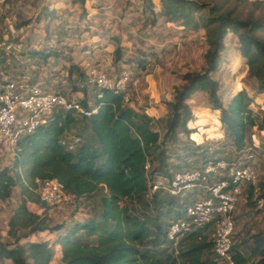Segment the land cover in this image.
Segmentation results:
<instances>
[{"label": "trees", "instance_id": "trees-1", "mask_svg": "<svg viewBox=\"0 0 264 264\" xmlns=\"http://www.w3.org/2000/svg\"><path fill=\"white\" fill-rule=\"evenodd\" d=\"M144 1L169 23L205 30L208 50L203 69L182 75L183 83L166 103L164 134L155 129L157 120L147 110L129 106L125 92L89 83L85 71H79L80 82L72 94L57 88L71 97L83 91L81 103L97 111L83 116L56 109L44 124L20 138L11 164L0 170V202L11 198L16 187L22 195L8 220L6 239L0 238V264H54L55 245L61 250L56 264H218L212 225L188 233L177 243L168 239L170 223L185 214L193 194L175 196L163 190L151 194L150 181L232 158L220 155V150L207 155L206 147L200 164L188 160L199 153L204 139V131L190 125L194 111L189 100L198 91L208 94L212 111L238 155L246 149L252 129L264 133V15L259 11L264 0H240L245 8L232 5L231 0H159L160 5L155 0ZM248 5L253 7L247 9ZM229 34L239 39L238 52L246 60L248 73L243 86L225 103L214 74ZM32 53L47 60L53 50ZM122 56L117 48L115 61ZM7 59L1 51V68L6 69ZM136 65L145 67L146 62L140 59ZM74 69L80 70L73 65L70 77ZM90 90L93 102L88 98ZM80 123L90 130V140L82 141L83 133L71 138V130ZM178 145L181 152L175 151ZM147 163L150 171L145 168ZM37 179H58L63 184L77 202L72 216L81 207L80 199L101 191V211L84 220L53 224L49 210L56 205L41 199ZM244 194L247 206L261 203L264 208V180L246 186ZM29 202L43 211L31 210ZM45 231L55 232L56 239L31 240ZM250 238L252 244L247 239L235 242V264H264V229Z\"/></svg>", "mask_w": 264, "mask_h": 264}, {"label": "rangeland", "instance_id": "rangeland-1", "mask_svg": "<svg viewBox=\"0 0 264 264\" xmlns=\"http://www.w3.org/2000/svg\"><path fill=\"white\" fill-rule=\"evenodd\" d=\"M54 1L58 0H7V5L0 11V52L4 51L5 41L13 44L12 50L7 53L6 69L13 73L23 70L33 72L35 77H43L49 84L71 94L73 87L80 82L79 71L86 72L87 64L98 65L113 76L127 69L132 77L129 106L141 112L147 110L157 120L155 129L164 134L168 111L166 103L172 99L175 88L183 83L182 75L187 71L202 70L205 65L204 56L208 50L205 30L202 27L181 28L178 22L169 23L167 17L154 14L144 0H76L77 9L73 5L51 9ZM85 1L92 7L89 13ZM155 2L160 5L159 0ZM231 3L244 7L240 0H231ZM252 7L248 5L247 9ZM259 11L264 15V7ZM87 15L90 20L84 23L82 20ZM238 46L239 39L229 34L220 68L214 74L220 82L219 92L225 103L243 86L248 73L246 60L240 56ZM117 48L123 53L120 61H115ZM51 50L53 54L47 60L32 53H50ZM140 59L146 62L145 67L136 65ZM73 65L80 70L74 69L70 77ZM134 80L138 81L137 84L133 83ZM83 95V91L73 94L77 98ZM93 95L90 90L88 98L92 102ZM189 102L194 111L190 125L204 131V139L200 140L202 148L199 153L188 160L196 159V164H200L206 147L209 149L205 150L207 155L220 150V155L237 156L232 139L224 134L220 121L212 111L208 94L198 91ZM84 126L80 123L73 128L71 138H78V134L83 133L82 141L90 140V130ZM181 146L175 147V151L181 152ZM250 151L255 155L259 171L257 184L264 180V133L255 129L250 131L242 153ZM12 158L0 147V170L11 164ZM101 196L100 191L80 199L81 207L74 216L72 213L77 206L74 199L56 205L49 210L53 224L69 222L72 218L84 220L93 212H100ZM21 197V188L16 187L11 198L0 202V238L3 240L7 237L8 220ZM28 205L33 211H43L36 203L29 202ZM261 208V203L247 206L246 198L238 205L234 212L236 242L247 239L248 244H252L250 234L264 229V208ZM56 236L55 232L45 231L36 233L31 240L54 241ZM60 257V246L55 245L53 263H58Z\"/></svg>", "mask_w": 264, "mask_h": 264}, {"label": "built area", "instance_id": "built-area-1", "mask_svg": "<svg viewBox=\"0 0 264 264\" xmlns=\"http://www.w3.org/2000/svg\"><path fill=\"white\" fill-rule=\"evenodd\" d=\"M6 5L7 0H0V11ZM4 43L3 50L7 55L13 44ZM85 69L89 83L125 92V99L130 100L132 77L129 70L123 69L113 76L98 65L87 64ZM137 82L133 81L134 84ZM56 109L74 110L83 116H91L97 111L96 107H85L79 98L62 93L43 77H35L33 72L13 73L0 67V147L4 152L12 155L20 138L44 124ZM254 158L250 151L178 171L170 178L158 176L151 180V194L163 190L175 196L193 194L194 197L185 214L170 223L168 239L177 243L188 233L211 224L218 264H235L234 212L245 197L246 186L258 181L259 171ZM145 168L150 171V164L147 163ZM36 183L41 199L50 205L72 198L58 179H37Z\"/></svg>", "mask_w": 264, "mask_h": 264}, {"label": "crops", "instance_id": "crops-1", "mask_svg": "<svg viewBox=\"0 0 264 264\" xmlns=\"http://www.w3.org/2000/svg\"><path fill=\"white\" fill-rule=\"evenodd\" d=\"M57 3H60V5H57ZM52 5H50V8L53 9L55 7H61V8H66L68 7L69 5H73L76 9L78 8V2L76 0H58L57 2L54 1V3H51ZM85 5V8H86V11L89 13V9H91L92 7H90V5L88 4V2L84 3ZM60 9V8H58ZM89 15H87L86 19L85 20H82L84 21V23H87L89 20H90V17Z\"/></svg>", "mask_w": 264, "mask_h": 264}]
</instances>
